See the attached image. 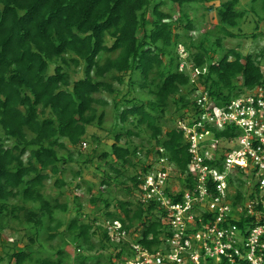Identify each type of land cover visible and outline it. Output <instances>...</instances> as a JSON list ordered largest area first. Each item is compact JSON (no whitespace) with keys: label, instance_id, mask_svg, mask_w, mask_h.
<instances>
[{"label":"trees","instance_id":"1","mask_svg":"<svg viewBox=\"0 0 264 264\" xmlns=\"http://www.w3.org/2000/svg\"><path fill=\"white\" fill-rule=\"evenodd\" d=\"M166 1L0 0V241L7 229L20 237L0 264H125L122 258L137 254L134 241L154 251L172 235L163 222L167 210L156 197L144 200L143 185L163 157V170L179 175L177 195L170 186L175 178L167 181L171 199L196 185L177 122L199 115V87L219 105L264 87V48L244 54L224 43L237 36L234 28L248 13L264 21V0L212 3L207 10L219 22L197 39L199 24L184 8L215 0H172L178 17L165 11ZM103 133L112 144L99 152ZM231 134L227 128L215 133L223 142ZM88 140L96 147L85 152ZM225 149L219 146L208 162L217 166ZM95 159L107 169L87 189L89 202L101 204L91 214L78 195L73 207L63 199L71 163ZM71 171L81 180L76 189L82 187V171ZM50 181L55 194L47 192ZM238 183L236 202L243 200V180ZM114 188L128 197L111 194ZM251 220L242 214L238 224ZM114 221L128 238L111 236L106 222Z\"/></svg>","mask_w":264,"mask_h":264},{"label":"built area","instance_id":"2","mask_svg":"<svg viewBox=\"0 0 264 264\" xmlns=\"http://www.w3.org/2000/svg\"><path fill=\"white\" fill-rule=\"evenodd\" d=\"M195 96L199 115L193 122L178 120L177 125L189 142V168L196 185L186 189L181 199L172 200L166 187L173 171L163 170L164 157L155 163L143 185L144 200L156 197L167 210L163 222L172 235L154 251L133 243L137 254L126 257L125 264H264V87L224 105L203 87ZM226 128L232 133L226 142L216 137L210 149L202 145L206 136ZM219 146L226 148L224 159L214 166L208 161L216 158ZM239 179L248 192L243 191V200L236 202ZM242 214L252 218L244 228L238 224ZM108 228L112 237H128L120 221Z\"/></svg>","mask_w":264,"mask_h":264},{"label":"rangeland","instance_id":"3","mask_svg":"<svg viewBox=\"0 0 264 264\" xmlns=\"http://www.w3.org/2000/svg\"><path fill=\"white\" fill-rule=\"evenodd\" d=\"M223 0H215L213 2H205V3H198V4H193V5H189L187 7L184 8V11L188 12L191 16V18L194 20V22L198 25L199 24V29L200 30H196L195 32H193V36L197 39L198 37H200V35L202 34V32H204V30L207 29H213L214 28V24L219 22V18L217 16V13H210L207 10V7H209L212 3H214L215 5H219L220 2ZM167 4L166 6H164L165 11L172 13L173 15L177 16L179 15V13L181 12L180 7L178 6V4L174 3L172 0H167L166 1ZM242 5H248L251 3V0H242ZM241 7H245V6H241ZM240 7V8H241ZM252 13V12H251ZM251 13H248L247 16V20L243 21V23L241 24V29L240 27L234 28V32L235 34H237L236 37H230V38H226L225 39V46L227 48H237L239 50H241L242 52H244V54L247 53H252V54H256L257 52L261 51L262 48H264V21H257V19H255V17H253L251 15ZM258 29V30H257ZM257 35H254V34ZM140 34H143V31L140 32ZM180 50H182V48H180ZM181 52V56H186V52L184 51H180ZM224 51L220 52V55L223 54ZM182 64V63H181ZM128 88L127 86H123L122 87V91L125 92L127 91ZM109 99L111 100V97H109ZM107 111V121L109 120H113V113H111V109L110 107H108L106 109ZM174 111V109H173ZM169 115V114H168ZM95 131L94 127H90L89 128V138H91V134L92 132ZM99 134H102V131H97ZM142 137L145 138L144 141L148 140V136L147 134H142ZM126 136L124 137L123 141L126 140ZM216 135L215 134H211L205 137V139L202 141V145H206L205 148L210 149V144L213 140H216ZM135 139L141 140L139 137H135ZM122 141V142H123ZM102 142L103 144L99 146L98 151H109L111 144H112V140L108 139L107 137H105V134L103 133L102 135ZM71 147V145H70ZM82 147L86 148L85 152L90 151V149L96 147V145L92 144L89 140L86 142V145L84 144ZM88 154H84L83 156L86 158ZM107 169V167L103 164L102 167L99 166V162L97 159H95L93 164L90 165H84L81 162H72L71 163V168H68L66 171V175L65 178L67 179V181H69L70 184H68L65 187L64 190V199L66 200V198L68 199V201L70 202L71 206L73 207V200L75 195H78L80 197V202H82L84 208L86 209V212L91 213V214H95L96 211H98L99 207L101 206V204L98 205H93L92 203L89 202V200L91 199V194L88 193L87 189L89 187V184L92 183H97L99 184V181H101L102 178V171ZM71 170L77 171V170H81L82 171V176L84 178V181H82L83 186L76 189L75 184L77 182H81V180H77L75 181L73 178V173ZM53 181H50L48 184V190L47 192L55 194L56 192H58L57 189L55 188H49L50 184ZM87 182V183H86ZM173 185L177 186V181L176 178L174 179ZM97 186V185H96ZM98 188L95 187V190H93V192L97 193ZM113 191L111 192V194L113 195H117L120 198H126L128 196L125 195V192H123L122 190L119 189H112ZM244 193L248 192L245 189L243 190ZM242 191V192H243ZM251 191H253V189H251ZM74 212V211H73ZM70 216V215H69ZM101 221V219H100ZM106 225L109 227V223L106 222ZM114 230L112 229V232ZM4 238L2 241H0V257L1 256H5V253L10 252L13 247V243L20 238L19 235L16 232H13L12 230L7 229L4 232ZM55 243L58 242V240L54 241ZM24 242H20L19 246L23 247L24 246ZM37 247V246H35ZM66 249L68 251H70V253H72V256L74 257V248L72 246H67ZM105 257L106 256V252L103 253ZM94 255H97L96 252H94ZM125 260V258H122V261ZM128 259H126L125 261L127 262ZM116 261V260H115ZM2 264H7V259H4L3 261H1Z\"/></svg>","mask_w":264,"mask_h":264},{"label":"clouds","instance_id":"4","mask_svg":"<svg viewBox=\"0 0 264 264\" xmlns=\"http://www.w3.org/2000/svg\"><path fill=\"white\" fill-rule=\"evenodd\" d=\"M156 163V162H155ZM155 166V165H154ZM179 175H178V172H176V171H173V174H172V176L170 177V179L169 180H171L172 178H176V177H178ZM167 186H168V184H167ZM170 186L172 187V191H173V193H174V195H175V192H174V189H177V188H179V184L177 183V186H175V185H173V183H171L170 184ZM170 197V196H169ZM172 200H179V199H177V198H174V199H172ZM167 225V224H166ZM169 226V225H168ZM169 229H170V226H169ZM171 230V229H170ZM171 232H172V230H171ZM138 235H139V233H135L134 234V237L135 238H137L138 237ZM168 236V235H167ZM167 236H165V237H167ZM128 238V237H127ZM165 241V240H164ZM134 243H138L137 241H134Z\"/></svg>","mask_w":264,"mask_h":264}]
</instances>
